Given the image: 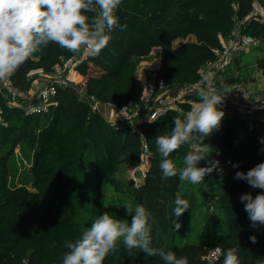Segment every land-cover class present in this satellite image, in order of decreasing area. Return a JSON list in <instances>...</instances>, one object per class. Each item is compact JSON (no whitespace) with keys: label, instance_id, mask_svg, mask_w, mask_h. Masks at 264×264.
I'll use <instances>...</instances> for the list:
<instances>
[{"label":"trees","instance_id":"trees-1","mask_svg":"<svg viewBox=\"0 0 264 264\" xmlns=\"http://www.w3.org/2000/svg\"><path fill=\"white\" fill-rule=\"evenodd\" d=\"M254 2L159 0L158 10L148 16L134 14L129 8L117 9L119 23L127 27L114 30L101 53L95 57L88 54L79 66L80 72L88 77L87 91L98 96L106 95L110 102L141 105L138 67L141 58L156 47L163 51L160 76L166 83L179 87L197 81L200 68L216 57L215 50L222 47V38L231 33L235 18L245 19L250 15ZM245 31L264 39V19H251ZM177 39L187 41L175 47L173 42ZM37 53L39 59L29 58L13 74L22 87L27 86V74L32 66L47 62L55 66L62 57L74 55L52 43ZM257 62L264 73V55L258 57ZM237 79L234 74L226 81L230 84ZM224 112L219 130L204 138L203 142L210 147L206 153L208 156L200 161L199 166L210 167V162L219 161V167L223 169L222 172L213 170L206 177L212 179L220 175L224 181L219 199L228 214L223 219L227 226L221 224L199 240L178 237L174 230L177 220L173 215L174 200L175 195L181 193V180L179 176L162 178L161 157L154 140L157 135L170 132L174 127L173 118L180 114L171 110L165 116L139 126L150 146V170L143 183L128 191L136 205H143L151 213L152 246L172 250L178 258L187 257L189 264H208L203 257L218 247L221 254L215 264H223V252L238 244L240 264H251L248 256L255 257L252 264L264 260V226L256 231L250 229L247 213L240 202V195L252 188L245 181L234 179L237 171L247 172L257 163L264 162V152L260 151L264 148L260 143L264 138V120L250 125L242 116ZM5 120L7 124L0 122V264H62L63 256L69 251L65 242H75L87 227H91L84 221V216L102 214V210L94 206L99 201L98 192L84 187L92 185L90 176L74 171L72 166L76 164L80 169H89L88 156L99 154L97 157H101L105 150L115 149L119 139L123 152L121 156H115V162L135 165L140 160V136L130 127H121L120 132L115 133L100 112L93 113L84 98L67 88L59 89L49 111L27 114L15 108L7 111ZM97 129L102 134H95ZM238 133L242 138L236 142ZM95 135L98 139L94 138ZM106 138L110 140L108 144ZM21 141L27 142L34 158L33 173L28 172L33 177V190L25 188L21 182L20 186L16 181L11 182L22 173L9 161L11 152ZM189 150V145H182L170 155L178 169ZM65 157H69L70 162H60ZM95 157H92L93 163ZM2 163H6L5 166ZM237 163L239 167H233ZM93 167L90 169H97L95 164ZM66 170L75 173L65 178V184H74L75 191L68 190L60 203L49 205L50 194L56 188L52 192L46 191L45 182L52 174ZM115 172L116 166L112 169V173ZM111 177L116 181L113 175ZM260 191L255 189L253 196ZM253 235L257 237L256 243L249 239ZM119 251L121 254L116 264H164L158 256L145 258L139 250L128 252L122 243ZM125 255L128 256L125 258Z\"/></svg>","mask_w":264,"mask_h":264},{"label":"clouds","instance_id":"clouds-1","mask_svg":"<svg viewBox=\"0 0 264 264\" xmlns=\"http://www.w3.org/2000/svg\"><path fill=\"white\" fill-rule=\"evenodd\" d=\"M122 0H0V80L12 76L30 57L47 48L50 43L62 50L77 54L87 48L89 55L98 56L109 44L111 33L124 30L127 25L119 23L116 11ZM209 72L203 80L210 82ZM232 86L222 84L219 88H198L199 101L183 118H173L170 132L157 135L154 140L161 160L159 168L162 178L179 176L181 181L201 183L213 170L222 172L219 161L210 162V167L199 163L208 155L209 145L204 138L218 131L225 112L222 106L232 93ZM151 122V120L149 121ZM143 137V136H142ZM199 141V143H196ZM264 145V138L260 139ZM182 145L190 150L179 169L170 155ZM264 152V148L260 149ZM239 167V164H233ZM234 179L245 181L252 189L261 190L255 196L243 193L240 202L253 228L264 226V162L257 163L247 172L237 171ZM173 215L180 218L190 209L187 199L177 195ZM105 209L108 205L103 201ZM131 222L117 219L105 211L87 227L75 242H65L69 251L63 256L62 264H103L109 253L118 250L122 243L128 252L139 250L145 258L159 257L164 264H189L188 258L177 257L172 250L152 246L151 213L143 205L128 204L124 207ZM181 224L174 225L178 231ZM252 243L256 236H250ZM240 245L229 247L223 252V264H240ZM257 264H264L258 260Z\"/></svg>","mask_w":264,"mask_h":264},{"label":"rangeland","instance_id":"rangeland-1","mask_svg":"<svg viewBox=\"0 0 264 264\" xmlns=\"http://www.w3.org/2000/svg\"><path fill=\"white\" fill-rule=\"evenodd\" d=\"M159 0H122L119 8L126 9L129 8L132 10L134 14H139L143 16H148L158 10ZM255 16L260 19H264V2H260L258 6V11H256ZM256 42L252 45L247 51L240 53L239 57L235 58L233 61L232 69L234 71L235 76L238 78L237 82L241 83L247 92L250 95L264 97V73L263 69L258 65V57L264 55V39L255 36ZM190 40V39H189ZM187 39H177L173 42V46L177 47L180 44L186 42ZM230 41V34L228 37L222 38V44L226 45ZM163 51L160 48L159 55L162 57L163 63ZM89 52L87 48H82L81 51L77 54H74L71 57H62L59 62V68L63 69V73H69V70L73 67H79L83 61L87 58ZM40 54H34L30 59L33 58L35 60L39 59ZM135 56V55H134ZM154 52L151 50L150 54L146 57H142L140 61V66L138 67V79L140 80L142 90L147 82L149 73H146V70H149V66H145V64L153 60ZM138 58L137 56L134 57ZM161 63V64H162ZM56 66V65H55ZM55 66L49 65V63H38L31 67L27 74V86L32 94L38 92L39 88L43 85L44 82L48 78H52L58 72V69ZM152 66V65H151ZM162 66L160 67V72L162 73ZM204 65L200 68V70L204 71ZM199 70V71H200ZM200 74V72H199ZM161 77V76H160ZM201 77V74H200ZM87 76L81 73V76L78 77V83L75 84L77 88H83L85 93L82 95L77 90L72 88L71 86L67 89L72 90L74 94L77 96L84 98L91 106L93 113H101L105 120L110 124V115L107 114V107L110 101L106 100V95L98 96L95 93L88 92L86 89V81ZM201 79V78H200ZM166 82V81H165ZM190 84V83H188ZM187 85V84H185ZM174 87L172 90H175L179 87ZM179 90V89H177ZM197 103V102H196ZM99 105L100 109H94L93 106ZM138 105H132V111H135ZM180 116L183 118L184 114L179 112ZM37 114V113H33ZM14 117L12 118V120ZM112 127H109L115 133L120 132V127L115 124H110ZM60 123L58 124L57 130L59 132ZM95 134H102V132L97 129ZM80 133V132H79ZM79 135V134H78ZM95 139H98L97 136H94ZM242 138V134L238 133L235 136V141L239 142ZM113 140V139H112ZM111 140V141H112ZM141 140V139H140ZM43 142V141H42ZM42 142L40 144H42ZM110 142L109 138L105 139V143L108 144ZM116 148L111 151L105 150L104 155L101 157L99 154L88 156V167L89 169H80L79 166L74 164V171H80V174L85 176H90L91 184H86L84 187L88 188L89 191H97L99 195L98 203H95L94 206L101 209L100 212L108 211L117 219L127 220L129 223L131 222V216L128 215L126 209L124 208L128 204H132L135 206V201L131 197L130 190L132 187L138 186L144 182L147 174L150 170V156L149 158H144V160H139V162L135 165H129L125 163L117 164L115 162V156H121L122 150L120 149L121 141L120 139L116 141ZM190 149V146H189ZM89 154V151H87ZM111 152V153H110ZM29 147L26 141H21L19 144L15 146L11 155L9 157V161L13 162V166L19 168L22 173L17 175L16 179H11V182L16 181V185L20 186L21 184L30 190H33V177L30 175L33 170L34 158L30 155ZM30 155V156H29ZM96 156V160L94 163L92 157ZM100 158V159H98ZM69 157L63 158L60 162H70L68 160ZM98 159V160H97ZM4 164V163H2ZM6 164V163H5ZM5 164L3 166H5ZM97 167L96 170H91L90 166ZM99 166V167H98ZM116 166V172L112 173V169ZM182 167V166H181ZM94 168V167H93ZM30 174H29V173ZM33 173V172H32ZM73 171L66 170L64 173H54L50 176V179H47V183L45 182L46 191L56 188L52 194H50L49 205L57 204L62 201L67 195L66 192L68 190L75 191L74 184L66 183V176H73ZM111 175L116 178V181L111 179ZM21 182V184L19 183ZM97 183V185L95 184ZM223 179L220 175H215L212 179L209 177H205V179L199 184H191L187 181H181V193H177L175 196L180 195L182 198L187 199L190 203V209L186 211L180 218H177L176 223H180L181 227L177 231L178 237L187 239V240H199L203 238L207 233L219 228L221 226L226 227L227 225L224 223L223 219H226L227 211L224 209L222 204L220 203L219 195L222 193L224 189ZM119 184V186H118ZM45 191V192H46ZM255 192V189H249L248 191H244L243 193H252ZM242 193V194H243ZM47 194V193H46ZM75 194V193H74ZM49 196V195H48ZM241 196V195H240ZM103 201L108 205V208L105 209L103 206ZM100 213L94 214L91 213V216H95L96 218L100 216ZM89 215L84 216V221L87 222L89 226L95 220L93 217ZM82 218V217H81ZM249 227L253 231H256L257 228H253L249 221ZM121 254L118 250L112 253L105 258L103 264H116L117 257ZM128 255H125V258ZM251 264L255 261V257L248 256V262Z\"/></svg>","mask_w":264,"mask_h":264},{"label":"built area","instance_id":"built-area-1","mask_svg":"<svg viewBox=\"0 0 264 264\" xmlns=\"http://www.w3.org/2000/svg\"><path fill=\"white\" fill-rule=\"evenodd\" d=\"M259 4L260 1L255 0L253 11L245 19L235 18L229 43L222 44V47L215 50L216 57L204 64L205 69L199 71L201 77L197 81L172 90L174 85L166 83L165 79L160 77L162 57L159 55L160 48L156 47L153 48L152 62L148 61L145 64V66H149V70H146V73H149V79L142 90L140 107L132 111L131 103H108L106 111L110 115V123L120 128L130 127L133 132L140 136L141 160L149 158L150 155L147 136L139 127L142 123L157 120L171 110L178 114H180L179 112L185 114L199 101V99L193 97H198L196 95L198 88H219L222 84H228L226 78L234 75L232 69L234 59L239 57L240 53L247 51L256 42L255 36L246 32L245 29L248 21L259 18L255 16ZM55 68L58 69L57 74L52 78H48L35 94H32L28 88L19 85L13 75L5 80H0V122L7 124L5 114L8 110L15 108L27 114L49 111L55 103L60 88L71 86L80 94L85 93L83 88L75 87V84L78 83V77L81 76L79 67H73L67 74L63 73V69L59 68L58 64ZM209 72L213 74V77L210 82H206L203 77ZM228 85L232 86L233 92L227 96L222 110L242 116L250 125L255 121H263L264 97L250 95L245 87L237 81ZM100 107L99 105L93 106L94 109H100ZM196 143H199V141ZM220 254L221 250L218 247L203 258L208 264H215Z\"/></svg>","mask_w":264,"mask_h":264}]
</instances>
